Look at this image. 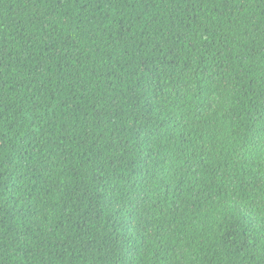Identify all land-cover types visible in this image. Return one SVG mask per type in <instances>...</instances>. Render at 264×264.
Here are the masks:
<instances>
[{
	"label": "trees",
	"instance_id": "1",
	"mask_svg": "<svg viewBox=\"0 0 264 264\" xmlns=\"http://www.w3.org/2000/svg\"><path fill=\"white\" fill-rule=\"evenodd\" d=\"M261 151L264 0H0V264H264Z\"/></svg>",
	"mask_w": 264,
	"mask_h": 264
},
{
	"label": "snow or ice",
	"instance_id": "2",
	"mask_svg": "<svg viewBox=\"0 0 264 264\" xmlns=\"http://www.w3.org/2000/svg\"><path fill=\"white\" fill-rule=\"evenodd\" d=\"M225 87H227V86H225ZM213 106L215 107V105H213ZM222 114H223L224 120H230L231 119V115L228 113L227 108H224V111ZM217 133L222 134V128H217ZM244 161H245V163H250L247 161V158H244ZM260 167L262 169H264V151H261V153H260ZM260 179L264 180V171L261 172ZM262 210H264V209H262Z\"/></svg>",
	"mask_w": 264,
	"mask_h": 264
}]
</instances>
